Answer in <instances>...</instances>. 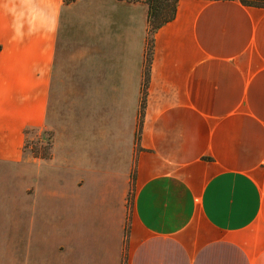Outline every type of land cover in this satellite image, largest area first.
I'll list each match as a JSON object with an SVG mask.
<instances>
[{
  "label": "crops",
  "instance_id": "1",
  "mask_svg": "<svg viewBox=\"0 0 264 264\" xmlns=\"http://www.w3.org/2000/svg\"><path fill=\"white\" fill-rule=\"evenodd\" d=\"M148 29L144 1L0 0L7 261L264 264V7L179 0L142 119Z\"/></svg>",
  "mask_w": 264,
  "mask_h": 264
},
{
  "label": "trees",
  "instance_id": "2",
  "mask_svg": "<svg viewBox=\"0 0 264 264\" xmlns=\"http://www.w3.org/2000/svg\"><path fill=\"white\" fill-rule=\"evenodd\" d=\"M66 1L70 2L69 0ZM131 1H144L149 6V29H148V40H147L145 76H144V84H143L144 91H143L142 106H141V113L143 119L144 109L146 106V87L148 85L150 78V64L152 61V56L154 51L155 32L164 24L175 18L179 0H131ZM241 1L246 5L264 7V0H241ZM27 132L30 131L28 130ZM52 142H53V138L51 137L47 143V146L42 147V149L46 152L44 154L40 153V147L37 144V146L33 148V152L35 156L43 157L46 159L50 158L52 155Z\"/></svg>",
  "mask_w": 264,
  "mask_h": 264
},
{
  "label": "rangeland",
  "instance_id": "3",
  "mask_svg": "<svg viewBox=\"0 0 264 264\" xmlns=\"http://www.w3.org/2000/svg\"><path fill=\"white\" fill-rule=\"evenodd\" d=\"M71 2V0H69ZM53 138V134L52 131L50 130H30V132H28V139H27V146H26V154H28V156H32L34 154L33 152V148L37 146L40 147V153L44 154L46 153L42 147L43 146H47L48 141L50 140V138ZM39 157V156H38ZM43 158V157H41ZM16 182V181H15ZM4 255H0V264H5L7 263H14L17 264L16 262L18 261V264L20 262V260H17L16 258H13L12 260H6L4 258ZM5 261V262H4Z\"/></svg>",
  "mask_w": 264,
  "mask_h": 264
}]
</instances>
